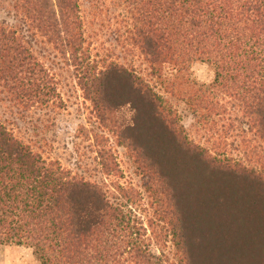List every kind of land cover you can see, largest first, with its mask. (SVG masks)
<instances>
[{
	"label": "trees",
	"instance_id": "1",
	"mask_svg": "<svg viewBox=\"0 0 264 264\" xmlns=\"http://www.w3.org/2000/svg\"><path fill=\"white\" fill-rule=\"evenodd\" d=\"M122 1L133 17V45L151 76L183 97L204 129L216 117L240 115L229 127L242 132L245 152L251 153L247 162L254 164L190 140L173 106L125 66L92 67L79 0H14L26 25L0 21V88L31 107L56 99L26 30L80 69L81 86L101 121L130 106L132 123L117 127L137 155L174 251L154 250L135 208L139 192L118 183L108 190L72 176L1 121L0 245L28 246L41 264H264V0ZM197 62L213 69L211 85L190 82ZM169 66L176 72L172 77L165 74ZM154 141L190 160L203 190L178 194L170 168L147 151ZM192 197L204 206H192Z\"/></svg>",
	"mask_w": 264,
	"mask_h": 264
},
{
	"label": "rangeland",
	"instance_id": "2",
	"mask_svg": "<svg viewBox=\"0 0 264 264\" xmlns=\"http://www.w3.org/2000/svg\"><path fill=\"white\" fill-rule=\"evenodd\" d=\"M14 3V0H0V21L8 26L25 27L26 20L15 12ZM79 5L84 51L92 67L101 70L108 64L125 66L144 78L173 106L190 140L212 151L217 148L230 160L254 164L247 162L251 153L249 150L245 152L242 132L229 127L236 115H240L216 117L215 124L204 129L183 97L169 93L167 85L151 76L141 50L133 45L134 21L127 4L122 0H79ZM24 34L34 55L49 73L57 96L49 105L31 107L12 101L0 88V121L45 161L58 162L72 176L98 183L108 190L118 183L139 192L135 208L149 230L154 250L172 254L171 238L157 219L158 202L146 187L147 181L143 178L135 151L127 147L120 134L121 126L132 123L134 112L131 107L121 108L114 120L101 121L81 86L80 69L43 37L26 30ZM175 73L170 66L165 68L166 76L172 77ZM214 79V71L209 65L200 62L191 65L190 82L208 86ZM148 144L147 151L153 152L170 168L174 183L178 189L180 187L178 194L189 189L203 190L195 181L196 174L201 173L194 172L190 160H182L177 149L162 147L155 141ZM187 201L197 207L205 204L203 199L193 197ZM0 264L41 263L32 248L11 244L0 245Z\"/></svg>",
	"mask_w": 264,
	"mask_h": 264
}]
</instances>
